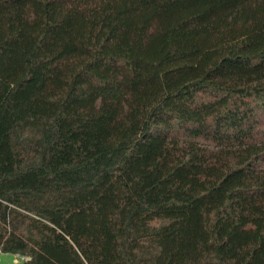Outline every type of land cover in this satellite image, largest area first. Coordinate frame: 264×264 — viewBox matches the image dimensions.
Wrapping results in <instances>:
<instances>
[{
	"label": "trees",
	"instance_id": "obj_1",
	"mask_svg": "<svg viewBox=\"0 0 264 264\" xmlns=\"http://www.w3.org/2000/svg\"><path fill=\"white\" fill-rule=\"evenodd\" d=\"M0 252L264 264V0H0Z\"/></svg>",
	"mask_w": 264,
	"mask_h": 264
},
{
	"label": "rangeland",
	"instance_id": "obj_2",
	"mask_svg": "<svg viewBox=\"0 0 264 264\" xmlns=\"http://www.w3.org/2000/svg\"><path fill=\"white\" fill-rule=\"evenodd\" d=\"M23 259L19 255L0 252V264H23Z\"/></svg>",
	"mask_w": 264,
	"mask_h": 264
}]
</instances>
